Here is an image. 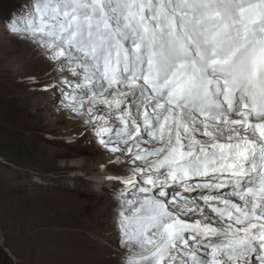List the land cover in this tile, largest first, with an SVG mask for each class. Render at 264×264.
Returning <instances> with one entry per match:
<instances>
[{"label": "snow or ice", "instance_id": "6c2138e0", "mask_svg": "<svg viewBox=\"0 0 264 264\" xmlns=\"http://www.w3.org/2000/svg\"><path fill=\"white\" fill-rule=\"evenodd\" d=\"M0 25L96 144L116 264H264V0H26Z\"/></svg>", "mask_w": 264, "mask_h": 264}, {"label": "rangeland", "instance_id": "374dc122", "mask_svg": "<svg viewBox=\"0 0 264 264\" xmlns=\"http://www.w3.org/2000/svg\"><path fill=\"white\" fill-rule=\"evenodd\" d=\"M25 2L0 0V21ZM49 74L53 66L0 25V264H116L108 184L79 174L100 154L40 90ZM74 157L85 162L78 174L59 165Z\"/></svg>", "mask_w": 264, "mask_h": 264}, {"label": "bare ground", "instance_id": "6f19581e", "mask_svg": "<svg viewBox=\"0 0 264 264\" xmlns=\"http://www.w3.org/2000/svg\"><path fill=\"white\" fill-rule=\"evenodd\" d=\"M64 161H61L60 162V166H65L66 167H70V168H74L72 170V172H75L76 174H78V172L75 171V169H82L84 166H85V162H84V158L83 157H74V158H71L69 161H65V163L63 164ZM93 169V170H92ZM75 173L73 175H75ZM79 174L83 175L86 180L88 179L89 181L91 182H95L97 183L96 185H101L99 183H106V182H102L100 180V176L102 175L100 169H99V166L97 167H92L90 168V170H88L86 173L83 171V172H80ZM72 177V176H70ZM98 190V189H96Z\"/></svg>", "mask_w": 264, "mask_h": 264}]
</instances>
